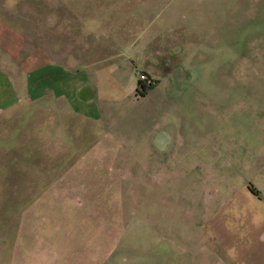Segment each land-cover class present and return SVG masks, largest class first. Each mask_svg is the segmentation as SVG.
I'll return each mask as SVG.
<instances>
[{"label":"rangeland","instance_id":"1","mask_svg":"<svg viewBox=\"0 0 264 264\" xmlns=\"http://www.w3.org/2000/svg\"><path fill=\"white\" fill-rule=\"evenodd\" d=\"M55 26L53 52L123 33L172 74L138 98L124 48L111 135L65 131L61 156L46 110L0 114V264H264V0H0V58L33 68Z\"/></svg>","mask_w":264,"mask_h":264},{"label":"crops","instance_id":"2","mask_svg":"<svg viewBox=\"0 0 264 264\" xmlns=\"http://www.w3.org/2000/svg\"><path fill=\"white\" fill-rule=\"evenodd\" d=\"M57 29L58 26H55L48 40L41 36L37 38L33 68L14 63L5 56L0 58V114L11 115L27 104L46 110L49 119L45 126L46 139L41 140L42 147L46 154L61 156L69 151L62 140L65 131H74L78 138L80 133L88 131L94 134L103 133L105 138L111 135L100 120L99 95L104 88L115 90L120 87L122 63L133 64L136 68L133 59L123 55L124 48L136 50L134 53L138 60L147 68L144 73L153 78L155 87L150 92L155 91L162 77H169L164 69L162 53H159L157 60L156 51L148 43L144 47L141 45V48H136L139 42H131L123 33L122 40L107 37L93 41L91 38L71 39L69 36L66 48L62 53H57L53 52V40L59 38V44L66 41L61 34H55ZM69 29V32H73L72 28ZM49 55L51 58L60 57L62 61L44 63ZM106 75L109 79L107 87L104 82ZM70 124L73 129H69ZM37 129L43 131L42 122L38 123Z\"/></svg>","mask_w":264,"mask_h":264},{"label":"flooded vegetation","instance_id":"3","mask_svg":"<svg viewBox=\"0 0 264 264\" xmlns=\"http://www.w3.org/2000/svg\"><path fill=\"white\" fill-rule=\"evenodd\" d=\"M163 60H164V63L165 64H163L164 65V69H165V72L167 73L166 75L169 77L171 74H172V72L170 71V69H169V67H170V61L169 60H167L166 58H164V56H163V58H162ZM176 76H175V83L176 84H178V83H180L181 82V80H185L186 79V77L185 76H181L182 74L180 73V71L178 70V72L176 71L175 73H174ZM238 83L239 81H235V80H232L231 81V83L233 84V83ZM241 82H243V81H241ZM264 95V94H263ZM74 168H79V167H74ZM79 170V169H78ZM79 171H76V173H78Z\"/></svg>","mask_w":264,"mask_h":264},{"label":"trees","instance_id":"4","mask_svg":"<svg viewBox=\"0 0 264 264\" xmlns=\"http://www.w3.org/2000/svg\"><path fill=\"white\" fill-rule=\"evenodd\" d=\"M155 87V82L154 84H150L147 85L146 83H144L143 81L139 80L138 81V87H137V97L138 98H143L146 97L147 95H149V92L154 89ZM254 191V190H253Z\"/></svg>","mask_w":264,"mask_h":264},{"label":"built area","instance_id":"5","mask_svg":"<svg viewBox=\"0 0 264 264\" xmlns=\"http://www.w3.org/2000/svg\"><path fill=\"white\" fill-rule=\"evenodd\" d=\"M139 80L143 81L147 85H150L152 83L154 84V81L152 80V78L145 73L141 75V78Z\"/></svg>","mask_w":264,"mask_h":264}]
</instances>
